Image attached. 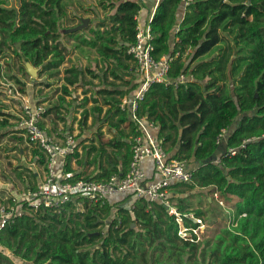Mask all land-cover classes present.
Listing matches in <instances>:
<instances>
[{"label": "trees", "instance_id": "1", "mask_svg": "<svg viewBox=\"0 0 264 264\" xmlns=\"http://www.w3.org/2000/svg\"><path fill=\"white\" fill-rule=\"evenodd\" d=\"M66 3L20 0L15 8L0 0V47H14L21 59L43 71L58 70L65 62L63 36L74 38L76 46L95 48L105 62L119 59L135 41L137 16L146 4L100 0L106 14L97 16L96 24L63 33ZM151 27L154 56H172L170 77L193 78L178 86L155 83L140 103V111L160 124L164 143L173 138L165 132L175 130L180 138L175 158L197 161L191 180L173 186L212 187L224 203L233 200L219 214L224 227L211 243L212 259L207 261L201 242L180 239L162 203L136 198L132 207L116 212L109 202L84 200V211L77 210L76 201L61 212L39 210L18 217L0 231V245L23 264H185L199 253L204 264H264V0H160ZM225 35L233 37L226 47ZM68 72V83H76L80 68ZM16 81L23 90L22 80ZM120 104H114V112L124 121L127 113ZM4 106L0 98V130L12 126L7 115H13ZM223 129L227 150L210 159ZM230 148L237 153H229ZM34 154L47 163L42 150L35 148ZM113 173L119 172L103 170L93 179L107 181ZM230 216L238 221L234 228ZM0 264L17 263L0 250Z\"/></svg>", "mask_w": 264, "mask_h": 264}, {"label": "crops", "instance_id": "2", "mask_svg": "<svg viewBox=\"0 0 264 264\" xmlns=\"http://www.w3.org/2000/svg\"><path fill=\"white\" fill-rule=\"evenodd\" d=\"M143 2L146 4L138 13V23H146L150 19H153L160 0H145ZM118 57L119 59L113 58L106 61L105 68L101 70L99 68L87 70L79 65L80 73L77 82L74 84H69L66 79L68 78L67 75L71 77V73L68 70L73 66L65 68L64 66L67 64L65 58V62L58 70H50L46 73L47 75H39L37 78L33 77V83L28 84L27 95L23 94L24 89H18L15 84L5 83V93L7 92L10 97L8 100H2L5 105L4 111L13 115H7V117L14 124V127L10 126L6 129L13 127L14 130L20 132L24 137L30 148V158L34 163V167L30 165L27 167L32 177L25 179L27 183L26 187H19L20 189L18 188L17 190H14L11 185L0 187V198L7 195H15L23 189L36 187L45 175L46 164L40 163L38 157L34 154V149L37 147L30 141L29 143L27 136L17 127V113L21 105L26 101H29L33 105L41 104L45 107V111L41 117V124L54 140L62 143L68 135H73L76 139L74 153L60 157L58 160L56 171L60 178L68 181L80 178H95L101 171L112 168H116L120 173L118 174L123 175L122 173L126 169L124 161L131 160V141L135 134H137V126L131 118L129 106L127 105L123 109L122 102L125 98L132 99L135 96L140 85V74L137 72L136 62L127 53V50L126 53H121ZM100 58L102 57L100 56ZM37 68L40 71L42 70L39 67ZM56 75L61 76L60 81L53 83L51 78ZM46 76H50L47 79L50 81H46ZM188 76L189 79H193L190 75ZM10 88H17L20 95L11 94L9 92ZM118 100L121 101V110L127 113V118L124 121H122L120 114L114 112V104ZM140 108L139 114L157 125L156 129H152V133L163 144L169 157L177 159L175 155L178 154L180 148V138H176L175 130L168 129L165 132V136L169 134V131L172 132L173 138L164 143L165 138H162L160 135V124L149 118L147 114L142 113ZM226 136L227 133L223 137V141L226 139ZM126 154L129 155L128 159H126ZM186 161L188 168L193 171L197 166V161H194V159ZM37 166H39L38 169ZM143 168L147 172L149 180L157 178L152 159H145L143 161ZM206 191L210 193L206 198L208 205H216L218 202L215 194L219 195V193L215 189L213 190L212 187L187 189L185 186H173L170 189L169 196L172 203L182 211L193 212L195 215H197V211H202L203 215L201 216L208 222V217L203 211L204 207H202L200 197L193 195L197 192L204 194ZM194 197L196 198L194 199ZM135 199V196L132 194H117L107 198L106 202H109L112 205L113 211L116 212L117 207H132ZM81 201H84V199L77 202L78 204L81 203V207L78 206L77 210L84 211L85 208ZM194 204L197 209L193 207ZM218 219H221V217Z\"/></svg>", "mask_w": 264, "mask_h": 264}, {"label": "built area", "instance_id": "3", "mask_svg": "<svg viewBox=\"0 0 264 264\" xmlns=\"http://www.w3.org/2000/svg\"><path fill=\"white\" fill-rule=\"evenodd\" d=\"M189 1L185 0V3ZM151 21L152 19L146 23H138L135 41L127 48V53L133 57L137 72L140 74V85L135 96L132 99L125 98L122 102L123 109L129 106L131 118L137 126V134L131 141L132 154L127 172L123 175L112 174L107 181L93 178L68 181L60 178L56 171L58 160L60 157L74 153L76 139L73 135H68L62 143L54 140L41 124L45 107L26 101L17 113V127L35 147L46 153V171L36 187L0 198V231L18 217L28 213H36L39 210H51L57 213L65 209L70 202L84 199L105 203L112 195L132 194L135 198L162 203L177 223V233L183 241L200 243L204 240L208 230L207 220L193 212L180 210L172 203L169 196L173 185L191 180L192 171L188 168L187 161L170 158L163 144L152 133V129H156L157 125L139 114L140 103L153 84L178 86L189 80L187 74H181L176 79L170 77L171 55H163L160 58L154 56ZM9 92L16 96L20 95L17 88H10ZM226 133V129H223L218 139L219 143H222ZM255 138L257 137L252 139ZM228 151L233 155L237 153L235 148H230ZM147 158L154 162L157 175L154 180H149L143 168V161ZM215 198L222 207L226 208L224 200L217 193ZM242 216H246V213L239 215V218ZM233 220L230 216L228 224L234 228L238 225V221Z\"/></svg>", "mask_w": 264, "mask_h": 264}, {"label": "rangeland", "instance_id": "4", "mask_svg": "<svg viewBox=\"0 0 264 264\" xmlns=\"http://www.w3.org/2000/svg\"><path fill=\"white\" fill-rule=\"evenodd\" d=\"M19 5L20 0H9L10 7L18 8ZM66 10L68 13V17L66 18V20L68 21H65L63 33H65V31H72L75 27L82 25V22L86 20V25L77 31L84 30L93 22L94 24L97 23V16L103 17L106 14V11H104L100 5V0H67ZM73 14L76 15L75 21H70L69 19L72 18ZM85 33L88 36L90 35L89 31H85ZM63 39L64 44L66 45L65 54L66 62L68 64H66L67 66H64L65 68L70 66L78 67L79 65L87 70L98 68L101 70L105 68L106 62H104L102 58H100L95 48L84 45L76 46L78 42L72 37L63 36ZM232 40L233 37L225 35L222 45L226 47L231 43ZM0 48H2V52L0 53V98L5 101L10 97L7 92L5 93V83H13L16 87H18V89L20 88L21 85L17 83L16 78L21 79L22 82L24 80L23 94L27 95L26 92L28 84L33 83L34 78L30 73H28L26 66L23 63V59H21V57H19L14 52V47H7L4 45ZM224 50L228 51V47L224 48ZM211 53L212 52H210L208 55H205L206 58H208ZM22 66L24 67V69ZM46 73H48V71L38 70L37 77ZM57 76L58 75L51 78V81H53V83H57V81H60L61 76ZM67 77L70 76L67 75ZM49 78L50 76H46V81H50L47 80ZM13 125L14 124H12V126ZM13 127L5 130H0V187L2 188L4 186L11 185L14 190H17L19 187H26L27 183L25 179H29L30 177H32L27 167L28 165L34 167V163L30 158V148L27 145L24 137L20 134V132L14 130ZM21 149H24L22 150L23 152L21 151ZM38 168L39 166H37V169ZM22 191H24V189L21 190V192ZM193 195L200 197V202H202V207H204L203 211L208 217L209 229L206 233L205 239L200 243V249H205L206 258L207 261H209L212 259L210 256L212 247L211 243H213L215 237L223 230L224 227L223 217H221V219H218L220 218L219 214L221 213V210L224 212V208L218 203L216 205H208V202L206 200L207 196L210 195L208 191L204 192V194L197 192ZM195 198L196 197H194V199ZM227 201V203L229 204L233 203V200L231 198ZM227 203H225V206H228ZM78 206L81 207V203L78 204ZM193 207L197 209L195 204ZM208 241L210 243H208L209 245L207 244ZM0 250H4L7 254L11 255V257L17 264H23V261L19 257L14 256L11 251L3 248L1 245ZM198 255L192 259V262L188 261L185 264H204L202 257H200V253Z\"/></svg>", "mask_w": 264, "mask_h": 264}, {"label": "water", "instance_id": "5", "mask_svg": "<svg viewBox=\"0 0 264 264\" xmlns=\"http://www.w3.org/2000/svg\"><path fill=\"white\" fill-rule=\"evenodd\" d=\"M86 23H87V21L84 20L82 22V25H80L78 27H75L72 31H77L80 28H83V26H85ZM22 59H23V63L26 66V69H27L28 73H30L32 75V77H37V75H38V68L32 62H30L29 59H27L25 57H22ZM226 150H227L226 142L225 141H222V143L220 144V146L215 151V154L213 156H211L210 159L215 158L214 156H218L222 151L225 152Z\"/></svg>", "mask_w": 264, "mask_h": 264}]
</instances>
